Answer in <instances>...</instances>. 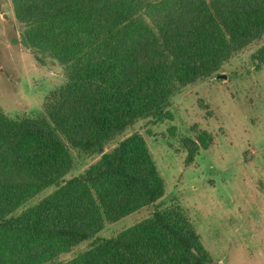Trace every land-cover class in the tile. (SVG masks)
Instances as JSON below:
<instances>
[{
  "label": "trees",
  "instance_id": "16d2710c",
  "mask_svg": "<svg viewBox=\"0 0 264 264\" xmlns=\"http://www.w3.org/2000/svg\"><path fill=\"white\" fill-rule=\"evenodd\" d=\"M12 1L26 26L22 43L40 63V55L58 62L67 82L50 94L41 116L12 119L0 108V264H58L92 239L90 250L65 264H213L177 207L97 237L165 195L142 135L126 137L60 183L75 169L70 149L92 156L140 121L163 122L183 88L215 77L261 41L264 0H190L185 11L135 0L148 4L142 14L126 0ZM253 60L264 66V47ZM211 142L206 132L184 140L188 161ZM53 186V194L22 211Z\"/></svg>",
  "mask_w": 264,
  "mask_h": 264
},
{
  "label": "rangeland",
  "instance_id": "374dc122",
  "mask_svg": "<svg viewBox=\"0 0 264 264\" xmlns=\"http://www.w3.org/2000/svg\"><path fill=\"white\" fill-rule=\"evenodd\" d=\"M126 1L138 14L148 7ZM150 2L158 9L172 4L191 9L190 0ZM25 31L15 17L13 1L0 0V108L12 119L43 115L50 94L67 82L58 62L40 55V63L22 43ZM263 47L264 38L231 58L215 77L183 88L172 98L163 122L140 121L104 148L111 153L126 137L142 135L164 179L165 195L156 205L107 225L97 237H114L156 209L177 207L195 225L213 262L264 264V66L257 69L253 60ZM201 132L211 136V145L189 162L184 140ZM70 152L75 169L60 186L101 158L73 148ZM57 188L37 195L22 211ZM93 245L94 239L84 242L56 263H68Z\"/></svg>",
  "mask_w": 264,
  "mask_h": 264
},
{
  "label": "water",
  "instance_id": "95a60500",
  "mask_svg": "<svg viewBox=\"0 0 264 264\" xmlns=\"http://www.w3.org/2000/svg\"><path fill=\"white\" fill-rule=\"evenodd\" d=\"M218 77H222V78H225V75H219ZM97 151H98V154L100 155V156H102V155H104L105 154V150L103 149V148H98L97 149ZM213 264H223V263H221V262H214Z\"/></svg>",
  "mask_w": 264,
  "mask_h": 264
}]
</instances>
